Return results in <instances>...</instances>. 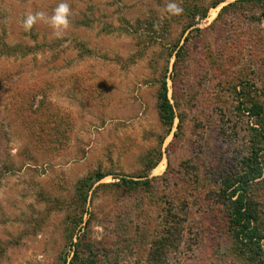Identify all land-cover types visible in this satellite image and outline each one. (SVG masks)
I'll list each match as a JSON object with an SVG mask.
<instances>
[{"label":"rangeland","instance_id":"374dc122","mask_svg":"<svg viewBox=\"0 0 264 264\" xmlns=\"http://www.w3.org/2000/svg\"><path fill=\"white\" fill-rule=\"evenodd\" d=\"M236 1L177 0L175 17L168 0H68L71 25L57 38L22 21L60 0H0V264L70 260L72 232L74 242L88 232L84 253L98 264H250L217 196L250 155L259 126L247 111L264 110V5ZM191 3L210 5L207 16L188 17ZM95 173L105 177L83 202ZM261 179L264 221V165ZM72 217H83L76 228ZM170 225L183 232L152 258Z\"/></svg>","mask_w":264,"mask_h":264},{"label":"trees","instance_id":"16d2710c","mask_svg":"<svg viewBox=\"0 0 264 264\" xmlns=\"http://www.w3.org/2000/svg\"><path fill=\"white\" fill-rule=\"evenodd\" d=\"M226 0H214L211 7H217L220 3ZM193 3V2H192ZM189 4L187 7V15L191 18H205L207 16L210 5ZM236 3H260L264 5V0H239ZM191 26V25H190ZM192 27V26H191ZM179 54V53H176ZM179 57V55H178ZM159 117L163 126L167 129V133L171 132L174 121L175 111L168 97V86L166 80L161 84L159 91ZM248 109V108H247ZM249 114L257 118L258 128L253 129L250 140V155L240 160L234 171L229 172L221 182L218 191V200L223 205L228 206V224L235 250L244 256L250 264H264V221L261 217L259 203L256 200V187H258L263 177L264 165V110L258 102H253ZM56 119L60 118L57 113ZM155 167V166H154ZM152 167L151 169H153ZM105 175L103 173H95L88 181L81 182V193L79 200L86 202L89 196V191L93 188L96 182L101 181ZM125 187H138L147 184V182L133 181L122 179ZM85 213V212H84ZM73 220V217L71 218ZM83 217L79 220H73L75 228L82 223ZM77 224V226H76ZM89 224V221L85 223ZM183 232L182 226L170 225L165 227V236L159 241L154 242L153 248L149 252L152 258H157L162 255L164 258L167 247L174 246L172 239L175 235H181ZM76 235L72 232L69 237V250L72 248L73 255L68 260L69 253L64 255L59 264H98L89 254L84 253V246L87 244L88 232H84L82 236L74 242ZM153 244V242H152ZM149 247V248H150ZM239 255V257H241ZM154 256V257H153Z\"/></svg>","mask_w":264,"mask_h":264},{"label":"clouds","instance_id":"9594fccd","mask_svg":"<svg viewBox=\"0 0 264 264\" xmlns=\"http://www.w3.org/2000/svg\"><path fill=\"white\" fill-rule=\"evenodd\" d=\"M166 12L169 16L179 17L183 15L184 8L177 2V0H168ZM72 15L73 10L70 7L68 0H60L53 9L51 15L45 11L25 12L22 21L23 28L28 31L37 23H44L49 25L55 37L61 38L71 25Z\"/></svg>","mask_w":264,"mask_h":264}]
</instances>
